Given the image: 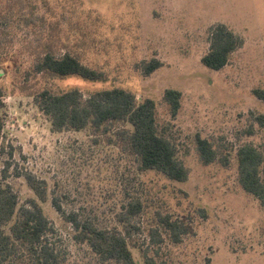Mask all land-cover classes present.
Returning a JSON list of instances; mask_svg holds the SVG:
<instances>
[{"label": "rangeland", "instance_id": "1", "mask_svg": "<svg viewBox=\"0 0 264 264\" xmlns=\"http://www.w3.org/2000/svg\"><path fill=\"white\" fill-rule=\"evenodd\" d=\"M44 3L59 21L65 49L80 54L83 63L107 75L106 81L70 76L48 85L55 90L78 88L85 95L123 87L138 99H154L159 122L172 125L171 135L190 176L180 183L154 171L137 174L105 137L92 136L88 130L53 132L49 119L30 96L42 84L25 80L33 61L31 49L41 31L23 26L10 30L7 38L18 60L0 72L5 103L0 171L9 165L7 182L19 193L21 203L35 197L26 184V173L46 181L50 199L60 197L65 211L96 216L104 226L115 224L114 213L126 194L139 195L144 203L142 236L155 224L157 212L170 213L190 227L181 243L162 245L163 258L171 264H264V209L239 185L234 158L243 143L264 142L260 130L255 136L246 134L253 124L252 114L264 113V101L253 94L256 88L264 89V0ZM220 22L242 36L244 46L233 55L231 64L213 71L202 65L201 57L209 48L210 27ZM152 58L163 66L145 76L140 64ZM167 89L182 93L181 108L174 118L163 100ZM198 135L220 153H230V165L203 166L196 150ZM43 207L70 264H98L86 247L72 241V227L50 201ZM199 209L206 211L207 218L201 217ZM133 253L143 264L138 250Z\"/></svg>", "mask_w": 264, "mask_h": 264}, {"label": "trees", "instance_id": "2", "mask_svg": "<svg viewBox=\"0 0 264 264\" xmlns=\"http://www.w3.org/2000/svg\"><path fill=\"white\" fill-rule=\"evenodd\" d=\"M44 2L0 0V72L7 71L5 66L11 62L14 65L18 60L16 50L7 41L10 30L23 26L26 30H40V37L34 40L31 49L33 61L31 69L25 71V80L42 84L30 96L49 119L51 130L56 133L88 130L92 136H103L109 145L120 149L137 174L154 171L171 181L187 182L190 168L171 135V123L159 122L154 99H138L135 93L123 87L85 95L78 88L55 90L48 85L49 81L70 76L106 81L107 75L83 63L80 54L65 49L59 21L50 5ZM45 31L49 34L45 35ZM208 42L209 48L201 57V63L213 71H221L231 64L233 55L244 46L243 37L222 22L210 27ZM140 65L143 74L150 76L163 63L152 58ZM253 94L264 101V89L256 88ZM3 98L4 92L0 89V154L5 147ZM181 98L179 90L164 92L163 100L172 118L181 108ZM252 122L247 136H255L259 130L264 132V113L252 114ZM195 143L203 166L215 162L224 167L230 165V153H220L213 143L199 135ZM234 158L239 185L264 209V142L259 145L243 143L236 148ZM8 170L7 164L0 171V264H70L68 253L44 211L43 204L49 201L63 221L72 227V241L80 248L86 247L98 264H140L133 249L138 250L143 264H171L163 258L162 245L166 241L179 244L184 235L189 234L190 227L182 220L173 218L170 213L157 212L153 218L155 224H150L146 236H142L145 227L140 220L144 203L139 195L126 194L120 210L114 213L112 226H104L96 216H85L81 211L67 212L61 206L60 197L50 199L46 181L30 173L24 178L35 197L21 203L19 193L7 182ZM199 210L201 217L207 218L206 211Z\"/></svg>", "mask_w": 264, "mask_h": 264}]
</instances>
